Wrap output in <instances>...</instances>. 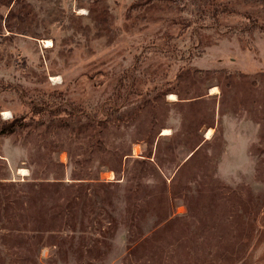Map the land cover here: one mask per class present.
Returning <instances> with one entry per match:
<instances>
[{"label": "rangeland", "instance_id": "1", "mask_svg": "<svg viewBox=\"0 0 264 264\" xmlns=\"http://www.w3.org/2000/svg\"><path fill=\"white\" fill-rule=\"evenodd\" d=\"M139 1L0 0V264H264V0Z\"/></svg>", "mask_w": 264, "mask_h": 264}, {"label": "trees", "instance_id": "2", "mask_svg": "<svg viewBox=\"0 0 264 264\" xmlns=\"http://www.w3.org/2000/svg\"><path fill=\"white\" fill-rule=\"evenodd\" d=\"M181 2L183 0H141L139 2H136L134 7H142V5L146 4H153L155 2ZM227 12H224V9H222L221 13H218V11H214L212 15H224ZM130 17V16H129ZM71 120L74 119L76 123H79L82 118L86 120V123L88 120H90L88 113H85L83 110V107L80 105H71ZM81 115L82 118L80 120L76 117V115ZM78 115V116H79ZM83 115V116H82ZM89 126L91 122H88ZM23 125L18 122V120L13 119L10 122H6L0 125V135L4 134H12L21 129ZM193 131V127L191 128ZM186 135H191L190 132H187ZM139 163H143L139 162ZM0 190L3 191L2 185L0 184ZM0 192V230H6L9 233L17 232V233H30L28 236V241H33L34 239L37 241L36 243H40L41 241V235L45 232L52 231L51 228L47 225V223L43 220V218L35 216L34 218H30V220L25 219L24 215H22L23 205L27 204L29 207H35L39 203V197H29L26 195L24 201L18 202L17 198L14 197H4ZM145 196H149L148 194H145ZM146 199V198H142ZM71 211V209H69ZM147 214V213H146ZM138 217L142 220L144 217L141 215V213H138ZM167 219V215L164 214L161 216L160 221L153 224V227H163ZM141 233V232H140ZM131 242H135V240H131ZM37 244V245H38Z\"/></svg>", "mask_w": 264, "mask_h": 264}, {"label": "bare ground", "instance_id": "3", "mask_svg": "<svg viewBox=\"0 0 264 264\" xmlns=\"http://www.w3.org/2000/svg\"><path fill=\"white\" fill-rule=\"evenodd\" d=\"M45 43V47H50L52 46L51 42L50 41H43ZM171 98H173V95H170ZM209 133V132H208ZM207 133V135H208ZM24 170V169H23Z\"/></svg>", "mask_w": 264, "mask_h": 264}]
</instances>
